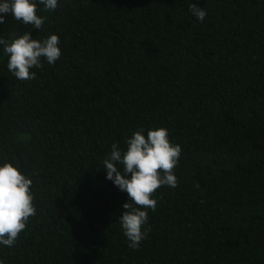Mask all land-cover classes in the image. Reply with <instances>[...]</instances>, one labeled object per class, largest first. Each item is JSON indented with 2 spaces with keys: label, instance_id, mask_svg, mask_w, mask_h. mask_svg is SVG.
I'll list each match as a JSON object with an SVG mask.
<instances>
[{
  "label": "trees",
  "instance_id": "16d2710c",
  "mask_svg": "<svg viewBox=\"0 0 264 264\" xmlns=\"http://www.w3.org/2000/svg\"><path fill=\"white\" fill-rule=\"evenodd\" d=\"M59 0L40 30L62 56L18 80L0 51V160L33 180L36 215L5 264H264V0ZM164 127L182 147L131 249L112 143Z\"/></svg>",
  "mask_w": 264,
  "mask_h": 264
},
{
  "label": "clouds",
  "instance_id": "9594fccd",
  "mask_svg": "<svg viewBox=\"0 0 264 264\" xmlns=\"http://www.w3.org/2000/svg\"><path fill=\"white\" fill-rule=\"evenodd\" d=\"M189 3L191 15L200 22L207 17V10ZM59 0H0V25L10 15L16 21L32 29L40 30L47 17L38 14V6L55 11ZM60 37L53 33L44 38H33L32 31L7 40L0 36V51L7 59L8 71L18 80H33L36 71L44 63L55 65L62 56ZM182 147L172 143L168 129L164 127L140 128L125 141V147L112 143L110 152L102 160L106 179L112 181L121 192H126V211L119 224L131 249H137L146 239L149 228L148 210L155 211L157 200L153 198L162 186L175 188L178 180L173 169L179 164ZM33 180L19 164L0 160V247H13L26 229L30 217L37 209L32 191ZM0 264H5L0 259Z\"/></svg>",
  "mask_w": 264,
  "mask_h": 264
}]
</instances>
